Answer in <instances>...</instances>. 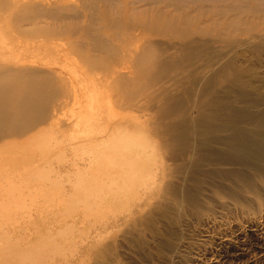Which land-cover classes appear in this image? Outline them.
<instances>
[{
  "label": "rangeland",
  "instance_id": "374dc122",
  "mask_svg": "<svg viewBox=\"0 0 264 264\" xmlns=\"http://www.w3.org/2000/svg\"><path fill=\"white\" fill-rule=\"evenodd\" d=\"M37 1L0 0V89L47 92L0 123V264H264V0Z\"/></svg>",
  "mask_w": 264,
  "mask_h": 264
},
{
  "label": "bare ground",
  "instance_id": "6f19581e",
  "mask_svg": "<svg viewBox=\"0 0 264 264\" xmlns=\"http://www.w3.org/2000/svg\"><path fill=\"white\" fill-rule=\"evenodd\" d=\"M36 3H38L39 5L42 6V5H44V0H38ZM46 5L55 6L56 10L59 9L58 3L55 0H46ZM41 6H39V7H41ZM39 7H36V8H39ZM65 7H69V6L67 5ZM239 10L240 9H238V11ZM53 11H55V10H53ZM64 11H66V10H64ZM238 11H237V16H238ZM245 11H247V10H245ZM68 13H70V12H68ZM242 13H244V11ZM238 17L236 19H238ZM237 23H239V22H237ZM84 26H87V27H84L81 29L82 31H80L81 33L79 34L78 37L66 35V33L64 32L63 29H61V30H53V29L48 30L47 26H44L40 29H38V28L35 29V27H34L33 33L37 37H42V38H45L46 40L60 39L63 41L72 42L71 40L76 39V37H77V40H79V43L81 44L82 42H85L86 39L87 40H88V38L90 39L93 35V32H94V27L92 25H84ZM78 31H76V32H78ZM67 32H68V30H67ZM76 32H74V33H76ZM74 33H72V34H74ZM85 37H86V39H85ZM139 38H142V37H139ZM73 46H75V45H73ZM75 51H77V50L75 49ZM84 54L88 55L89 52L84 53ZM46 93L47 92L40 93V90L38 88H35L33 93H31V95H28L25 98H16L14 95H11V93L9 91H7V90L3 91L2 89H0V123H1V121H3V125L8 126L11 123L13 124L15 122V123H17L18 126L24 127V126H29L31 123H33V121H32L33 118L38 119V118L43 117V115H45L44 111H46L45 108L43 107L45 105ZM43 95L45 96L44 99H42ZM17 106L19 107V109H16V110L12 109V108H15ZM41 191H42V189L40 188V192ZM54 193H55V191H54ZM57 195H59V194H57ZM55 196H54V198H55ZM60 198H62V197H60Z\"/></svg>",
  "mask_w": 264,
  "mask_h": 264
},
{
  "label": "crops",
  "instance_id": "0c3cea01",
  "mask_svg": "<svg viewBox=\"0 0 264 264\" xmlns=\"http://www.w3.org/2000/svg\"><path fill=\"white\" fill-rule=\"evenodd\" d=\"M1 257V256H0ZM1 262H2V260H1Z\"/></svg>",
  "mask_w": 264,
  "mask_h": 264
}]
</instances>
